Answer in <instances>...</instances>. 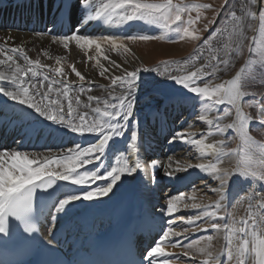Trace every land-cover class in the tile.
I'll return each mask as SVG.
<instances>
[{
  "label": "snow or ice",
  "instance_id": "1",
  "mask_svg": "<svg viewBox=\"0 0 264 264\" xmlns=\"http://www.w3.org/2000/svg\"><path fill=\"white\" fill-rule=\"evenodd\" d=\"M73 7L71 0H64L63 5H58V11L63 16L66 12L71 13ZM79 7L82 12H86L94 5L90 3V0H79ZM210 7L211 5L207 4H173V0H109L97 11L96 17L85 16L82 23L97 17L106 18L108 21L115 19L118 23L142 20L174 31L180 39L187 37L197 42V49L204 48L207 53L201 57L206 61L204 64L194 70L187 71L186 74L179 75L170 70L172 64L179 66L178 61H163L165 72L159 74L164 76L166 73L168 80L174 81L182 90H187L200 98L209 107L225 104L231 106L224 110V115H228L234 109L235 119L231 123L221 125V117L218 116L214 125L217 132L224 133L226 130L232 129L239 135L242 143L254 145L256 142L247 131L253 116L245 112L244 107L254 108L256 118L264 122V94L258 95L255 92L246 91L250 76L253 80L257 73L264 76V47H257L256 28L252 23H248L247 29L241 25V28L236 31L234 41L221 46L224 49L222 55L210 51L211 38H204L196 29L190 30L189 26L194 23V18L189 15L185 21L182 16V13H190L193 9ZM225 8L228 9L224 12L226 20L231 18L237 24L241 23L242 17L237 16V13L232 10L229 0H224V4L215 9L214 18L204 24V31L209 30V26L215 23V19ZM246 15L249 20H252L257 16V13L249 10ZM258 15L261 34L264 35V7L259 9ZM195 19H200L199 12ZM48 31L50 33L52 30ZM79 31L78 25L71 35L53 36L52 39L54 42L59 41L65 48L68 47L69 41H75L81 47L95 44L96 51H101L100 43L97 40L79 35ZM215 31H219V29ZM215 31H213V35H215ZM246 31L252 32L253 35L247 36ZM152 38L154 37L147 34L126 37L129 40ZM100 39L110 43L113 50L117 49L118 38L105 36ZM205 46L209 47L205 48ZM119 47L124 48V45L121 43ZM245 48L248 50L249 58L231 79L214 85L209 80L200 86V83L209 77H215L221 70V65L227 67L231 54L239 56L243 54ZM124 51L127 49L124 48ZM257 53L259 54V63H255L253 60ZM17 56L22 58L23 64L18 62ZM60 60V57L56 58L57 65L60 64ZM112 63L115 67H120L115 65L114 61ZM0 66H6V70H0V82H10L12 85L10 88L0 86V95L19 106L17 110L22 114V118L33 121L32 131L43 129L48 133H58L60 128H64L80 137L99 136L96 142L90 143L87 147H81L78 144L61 154L53 153L51 150L46 153H37L0 148V252L15 249L31 250L37 245L54 250L58 242L55 225L61 219H67L69 224L71 223L72 210L77 206V201L96 202L99 198L108 197L110 194H114L115 190L127 178L131 177L135 180L141 171L145 174L143 185L148 187V170L149 168L155 169L159 162L152 159L149 164L145 165L139 159L140 119L136 115L139 109L138 89L141 83V73H156L160 66L149 68L141 65L131 71L124 69L121 75H112L110 84L101 85L107 93L104 97L89 94L92 86L91 81L88 82L87 89L83 83L78 84L74 89L72 86L74 82L68 81L67 74L62 67L51 68V71L63 79L50 78L42 71L48 69L49 66L42 64L39 58L35 60L29 58L23 47L0 46ZM100 67L102 69L100 75L105 76L107 69H104L103 65ZM72 71L80 81L85 80V76L75 67H72ZM180 71H184V68L180 67ZM40 76L42 79L33 82L34 78ZM82 94L86 96V100L81 99ZM249 95L252 99L243 104V98ZM29 109L31 111H28ZM33 113L36 115L34 116ZM200 119L204 120L205 118L201 116ZM44 120L50 123L45 124ZM207 123L213 125L214 121L210 119ZM52 125L58 127L53 128ZM129 132L128 155L118 156L117 163L109 170L104 159L105 150L109 148V141L113 137H122ZM192 135L191 133L176 132L168 142L171 144L179 140L181 143L200 146L201 155H211L215 162L189 164L186 168L177 167L173 171L166 170L165 175L174 177L175 172L187 171L188 168L210 174L219 181V187L211 189L218 194L219 199L205 205L184 204L183 207L186 209L199 210L198 215L187 217V224L197 225L198 221L206 218L229 219V223L224 224L216 223L213 219L206 227L201 228L197 225L193 231L207 232L209 229L215 232L223 231L226 234L227 242L223 253H226L228 264H250V262L251 264H264V230H262L264 229V196L257 200L255 205L249 203L246 214L239 218L232 212H226L223 203L227 198L229 181L234 178L251 179L253 183L257 181L264 183V159L247 156L235 166L219 167L218 163L221 158L237 153V149H229L228 152H224L225 141L205 144L203 139H191ZM261 147H264V144ZM130 158L131 163L129 162ZM171 159L169 157V160ZM89 164L93 165L92 170H87L86 166ZM168 167L171 166L168 165ZM101 171H103V175H101ZM100 179L104 180V184L96 185L95 181ZM151 183L153 185L156 183L154 176L151 177ZM255 195L253 193L252 198ZM181 199L182 195L172 197L167 201L166 206H161L160 213L169 217L168 227L163 231V235L160 236L156 245L151 247L146 256L138 261V264H157V260L166 255L161 243L168 241L170 237L182 235L181 232L174 230L173 221L170 219L171 215L177 212L174 201ZM190 199H195V197L192 196ZM45 208L47 213H45ZM206 209L211 210L206 211ZM45 215L51 218L53 225L48 229L47 236L40 234L38 227L40 218ZM179 220L184 221L185 217L180 216ZM183 231L187 233L188 228H184ZM37 236H39V240L36 239ZM202 239L211 241L212 237H202ZM179 243L180 241L177 240L176 244ZM199 243L200 241H193L184 245L186 250L183 255L187 257L195 249L206 257L201 261V264H223L220 260L221 252L214 254L208 250L207 246L197 248ZM0 264H10V262L0 259ZM11 264H23V261H14ZM45 264H51V262H45ZM125 264H137V261H125ZM161 264H169V261L163 259Z\"/></svg>",
  "mask_w": 264,
  "mask_h": 264
},
{
  "label": "bare ground",
  "instance_id": "2",
  "mask_svg": "<svg viewBox=\"0 0 264 264\" xmlns=\"http://www.w3.org/2000/svg\"><path fill=\"white\" fill-rule=\"evenodd\" d=\"M34 1L40 4L39 11L33 6ZM71 2L74 6L71 13L66 12L61 16V13L58 11V5H63L64 0H0V46L7 48L23 47L29 58L33 60L39 58L42 64L48 65L49 68L43 69L42 71L50 78L55 77V79H63V77L56 76L51 71V68L59 67L56 63V58L60 57V62L66 61L71 67H75L77 71L85 76V80L80 81L74 72L66 71L68 81L74 82L72 85L74 89L81 83L87 89L89 87L88 82L91 81L92 86L89 94L104 97L107 93L101 85L110 84V77L112 75H121L124 69L131 71L139 67L141 63H145L148 57L144 53H139L133 44H128V46L132 47L131 49L134 55L126 56L124 54V48L117 46V49L113 50V46L110 43H106L98 38L96 39H98L97 41L101 46L100 52L96 51L95 44L81 47L75 41H69L68 47L65 48L59 41L54 42L52 37L71 35L78 25L80 27L78 34L82 36H88L90 38H101L105 36L122 37L140 33L142 31V25L135 20L118 23L115 19L108 21L106 18L99 17L88 19L87 22L82 23L85 16L96 17L97 11L106 3L90 0V3L94 7L86 12H82L79 7V0H71ZM260 8L261 1L258 0L257 4V0H253L252 11L257 13V16L253 19L254 23L258 19V11ZM49 29L52 30L50 33L48 31ZM17 59L19 63L23 64L22 58L17 56ZM113 61L115 65H119L120 67H115L112 63ZM205 62V59L200 58L194 66L184 68V71H180V68L177 67H170V70L174 74L183 75L187 71L200 67ZM100 65H103L104 69H107L105 76L100 75L102 71ZM241 66L227 77L226 80L231 79L240 70ZM0 70H6V66H0ZM164 72L165 69L160 68L156 73H141V83L138 89L139 109L136 115L140 119L138 141L139 159L145 165L149 164L152 159H156L159 162L155 169L149 168L148 170V187H144L143 185L145 174L141 171L135 180L131 177L127 178L115 190L114 194H110L108 197L99 198L96 202L77 201V206L72 210V217L81 212L89 215L90 219L97 221V224L99 221V225L101 226L106 220L110 205L120 199L125 192H131L136 196L135 218L141 217V222L146 223V225L152 223L151 226L153 225V228L159 232L158 235L160 238L163 231L167 229L169 220V217L163 216L160 213V209L161 206H166L167 201L172 197L182 195L180 201H174L177 212L170 217L173 221L172 227L177 232H182V227L189 226L186 222L188 216L199 214V210H192L188 215L186 213L187 216L180 215L182 213H180L181 210L179 211V204L191 200L189 198L190 196L186 197L184 195L185 193L183 192L185 190L188 192L194 189L195 191H192V196H198L199 199L205 197V203L203 201V204H210L219 199L218 194L211 191V189L219 187V181L214 179L210 174L202 173L194 168H188L187 171L175 172L174 177L165 175L166 170L173 171L177 167L186 168L189 164L195 165L198 163L207 164L210 161L215 162L211 155H201L200 146L181 143L179 140L169 144V139L176 132L191 133L193 134L191 139H203L205 144H210L221 140L225 141L226 133L232 129H228L224 133L217 132L214 125L216 118L219 116L217 114L218 107H209L200 98L191 93L188 97L186 95L183 96L177 92L181 87L176 85L174 81L168 80L166 73L164 76L159 74ZM39 79H42V76L34 78L33 82H38ZM204 83H206V80L201 82L200 86H203ZM0 86L5 88L12 87L10 82H0ZM170 89H175L177 95L171 97ZM81 99L86 100V96L82 94ZM18 107L15 102L0 95V117L4 118L1 136L5 139V145L0 148L37 153H46L51 150L53 153L61 154L78 144L81 147H87L90 143H94L99 139L98 135H85L84 137H80L78 134L71 133L64 128H60L58 133H48L43 129L32 131L34 127L33 121L22 118V114L17 110ZM28 111L31 110L29 109ZM33 115L35 116L36 114L33 113ZM201 116L205 119L201 120ZM210 119L214 121L213 125L207 123ZM233 119H235L234 109L231 110L229 117L220 119V124L231 123ZM44 123L48 124L50 122L44 120ZM52 127L55 128L58 126L52 125ZM155 128H157V132ZM128 137H130V132L125 133L122 137H113L109 141V148L105 150L104 157L109 170L111 166L117 163L118 156L128 155ZM223 151L227 152L225 146ZM239 152L238 150L233 155L223 156L218 166L228 168L237 165L240 163ZM169 157L172 159L169 160ZM129 162H132L131 158ZM168 165L171 167H168ZM53 168H55V165H53ZM86 168L87 170H92L93 165L89 164ZM101 175H103V171H101ZM153 176L156 180L154 185L151 183V177ZM95 184L103 185L104 180H96ZM184 186L185 188L183 189ZM166 187H168V190L164 192ZM253 193L256 194L254 198H252ZM226 195L227 198L223 201L225 204L224 210L234 213L238 218L243 217L246 214L249 203L255 205L257 200L264 196V183L259 181L253 183L251 179L234 178V183L229 181V190ZM241 197H244V199H241ZM238 201L239 203H237ZM210 210L206 209V211ZM180 216L185 217V220L180 221ZM213 219H215L216 223H229V219L227 218L223 220L206 218L198 221L197 225L201 228L206 227ZM202 232L204 231L200 233ZM215 234L218 235V238L214 237L212 239L219 248L218 252L222 253L220 260L223 264H228L226 253H223L227 242L225 245L220 244L221 234ZM168 241L161 243L165 252L168 250L166 246L170 243ZM205 246L206 244L202 242L199 243L197 248ZM194 252L199 251L194 249ZM165 254L168 256V253ZM166 256L161 257L159 260L162 261Z\"/></svg>",
  "mask_w": 264,
  "mask_h": 264
},
{
  "label": "rangeland",
  "instance_id": "3",
  "mask_svg": "<svg viewBox=\"0 0 264 264\" xmlns=\"http://www.w3.org/2000/svg\"><path fill=\"white\" fill-rule=\"evenodd\" d=\"M95 1H101L102 3H108L109 0H95ZM261 1V7H264V0ZM181 4V5H192V4H207L211 5L210 8L207 9H193L190 13H182V16L184 20L186 21L188 19V16L194 18V23L190 25V30L196 29L204 38H211V44H210V51L215 52L217 55H222L224 49H222V45L226 43H231L236 39V31L241 28V25L244 29H247L248 23H252L253 26L256 28V37H257V47L261 48L264 47V35L261 34V23L259 20V15L256 22H253L252 20H249L246 13L247 11L253 9V0H229V4L233 7H235V12L237 13V16L242 17L241 23L237 24L235 21H233L231 18L225 19L224 12L228 11L227 8L223 12L220 13L219 17L215 19V23L209 26L208 31L203 30V26L205 23H207L208 20H212L215 16V9L220 8L222 4H224V0H173V4ZM233 3L235 5H233ZM200 13V19L196 20L195 17L197 16V13ZM259 14V11H258ZM138 21L142 25V31L135 35H149L151 37H154L149 40H129L126 39V37L132 36H122V37H116L117 39V46H119L121 43L124 45V48L127 49V51H124V54L126 56H133L134 52L131 49L132 47L128 46V44H133V46L138 50L140 53H144V55L148 58H146L145 63H141V65H144L149 68H155L158 65L160 68H164L162 65L163 61H178L179 66L177 64H172L170 67H183V68H189L194 66L195 63L207 53L205 52L204 48L198 50L197 49V42L192 41L190 38H184L180 39L179 35L171 31L169 29H164L161 25L152 24L147 21L142 20H135ZM222 21H224L222 23ZM256 24V25H255ZM216 29H219V31H215ZM213 31H215V35H213ZM247 36L251 37L253 35L252 32L246 31L245 33ZM100 37H92L94 40H98ZM119 40V41H118ZM158 46V47H157ZM162 46V47H161ZM166 47V48H165ZM173 47V48H172ZM209 46H205V48H208ZM157 48V49H156ZM160 48V49H159ZM166 51V52H165ZM166 53V54H165ZM248 50L247 48L244 49L243 54L237 56L235 54L230 55V63L225 68L223 65H221V70L217 72L215 77H209L206 80V83L210 80L211 84L214 85L216 83L223 82L229 77L238 67L243 65L245 61L248 59ZM253 60L255 63H259V54L257 53L256 56L253 57ZM186 62V63H185ZM139 65V67L141 66ZM59 67H62L64 72L66 71H72V67L65 61L60 62ZM73 73V71L71 72ZM179 93H181L183 96L188 97L190 95L187 90H181L178 89ZM171 91V97L176 96L175 89H170ZM174 91V92H173ZM246 91L249 93L255 92L258 95L264 94V76L257 73L255 80L249 77L248 80V87L246 88ZM174 93V94H173ZM252 99L251 95L245 96L243 98V104H246V102L250 101ZM226 108H231L228 105H220L218 106L217 114L221 118H227L230 116L231 112L228 115H224V110ZM244 111L249 113L253 116V120L250 121L247 131L248 134L253 138V140L256 142L253 144H244L240 141L239 135L234 130H229L225 135V148L228 152L229 149H237L240 151L239 158L240 162L242 159L246 158L247 156H254L258 159H264V147H261L262 144H264V122H262L260 119L256 118V110L254 108L244 107ZM157 127V126H156ZM156 132H157V128ZM216 130V129H215ZM231 183H234V179L230 181ZM168 190V187L164 189V192ZM195 191L194 189H191L187 192L185 190L183 193L187 197H191L192 193ZM203 194V193H202ZM189 197V198H190ZM205 198V197H204ZM199 199L198 196H195V199H191L187 201H184L179 204L178 208L180 215L187 216L189 212H191L194 209H186L183 207L184 204H203V201L205 203V199ZM207 200V199H206ZM208 202V201H206ZM205 205V204H203ZM185 210V211H184ZM183 212H185L183 214ZM187 213V215H186ZM218 223V222H217ZM221 224V222H219ZM227 223V222H226ZM224 224V222H222ZM195 225L188 226V227H182V235L180 237H172L173 239L166 247L168 250L164 253H168L166 258L169 261V264H201V261L204 260L206 257L202 255L199 252H194L192 250L190 252V255L185 257L183 255L184 251L186 250L184 248V245L190 244L193 241H200V243L203 242V244H206L209 251H212L214 254L218 252L219 248L217 245L213 242V239L211 241H208L207 239H202V237H217L215 233H220V244L226 243L225 241V233L223 231L221 232H215L209 229L207 232H195L193 231ZM184 228H188V232L184 233ZM163 235V234H162ZM179 240L180 243L176 244V241ZM158 241V240H157ZM156 241V242H157ZM171 244V245H170ZM156 245V243L153 245V247ZM175 245V246H173ZM162 247V246H161ZM164 250V249H163ZM165 258V259H166ZM164 259V258H163ZM157 264H161V260H157Z\"/></svg>",
  "mask_w": 264,
  "mask_h": 264
},
{
  "label": "trees",
  "instance_id": "4",
  "mask_svg": "<svg viewBox=\"0 0 264 264\" xmlns=\"http://www.w3.org/2000/svg\"><path fill=\"white\" fill-rule=\"evenodd\" d=\"M233 5H235L234 3H233ZM232 10H234L235 11V7H233V9Z\"/></svg>",
  "mask_w": 264,
  "mask_h": 264
},
{
  "label": "water",
  "instance_id": "5",
  "mask_svg": "<svg viewBox=\"0 0 264 264\" xmlns=\"http://www.w3.org/2000/svg\"><path fill=\"white\" fill-rule=\"evenodd\" d=\"M257 4H258V0H257Z\"/></svg>",
  "mask_w": 264,
  "mask_h": 264
}]
</instances>
